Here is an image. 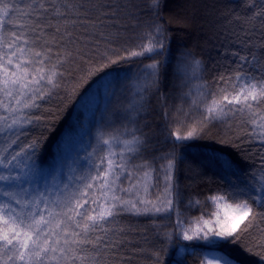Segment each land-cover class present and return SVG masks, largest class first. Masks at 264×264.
Instances as JSON below:
<instances>
[{
    "label": "snow or ice",
    "instance_id": "1",
    "mask_svg": "<svg viewBox=\"0 0 264 264\" xmlns=\"http://www.w3.org/2000/svg\"><path fill=\"white\" fill-rule=\"evenodd\" d=\"M168 3L0 0V264H168L180 239L203 242L189 252L199 264H237L224 244L264 264V0L220 13L210 79L198 48L173 49L172 26L191 29L195 19H166ZM121 64L136 66L121 126L98 130L85 170L49 182L38 164L46 137L34 130L51 131L66 101ZM150 112L169 128L172 151L156 155ZM217 125L218 142L243 165L210 158L232 179L205 201L189 199L184 208L216 210L188 220L175 149Z\"/></svg>",
    "mask_w": 264,
    "mask_h": 264
},
{
    "label": "trees",
    "instance_id": "2",
    "mask_svg": "<svg viewBox=\"0 0 264 264\" xmlns=\"http://www.w3.org/2000/svg\"><path fill=\"white\" fill-rule=\"evenodd\" d=\"M196 2L198 6H196L194 11L196 13H193V16L197 25L195 32L198 33L197 35L193 32L183 33L180 28L173 25V49L175 50L179 46L198 48L207 68L204 78L210 79L215 73V61L218 57L217 48L220 45V38L217 35L222 24L220 13L231 12L235 14V12H242V9L236 6L237 0H196ZM170 3L171 0L164 10L166 19L169 14H174L170 10ZM231 6H236L234 12H232ZM236 26L233 24L230 27ZM135 68V65L121 64L108 69L107 71L111 75L106 80L85 85L82 89V95L77 96L72 102L66 101L65 105H62V111L51 131L40 128L34 130V135L44 131L46 137L42 142V155L38 159V164L45 173H50L47 176L49 182L52 181L53 177L57 181L66 179L73 168L77 171L85 170L88 167L87 156L96 144L98 130L103 127L108 131L112 127L121 126L122 121L117 114L118 105L127 99L124 89L131 83L130 78L133 76ZM93 79L98 80L99 78L94 77ZM108 81H114L115 96L110 95L113 91V85H108ZM175 95L179 97L180 93L177 92ZM181 102L180 99L175 101L177 105ZM106 107L107 113H105ZM147 115V122L152 126L153 146L157 150L156 155L172 151V141L166 139L169 128L166 127L165 122L154 112ZM144 122L141 121V125ZM187 130L184 129L185 132ZM223 132L224 129L217 125L211 128L209 134L180 142L175 149L180 161L178 182L184 198V204L181 205V208L188 220L194 221L202 214L207 218L210 212L216 210L210 202L184 208L189 199L205 201L207 196L219 189H225L232 179L218 164L211 163L210 158L219 157L221 160L231 158L234 165H243V161H239V157L232 148L218 142ZM151 151L150 148L149 153ZM149 158L151 159V155ZM59 166L63 167L60 172L57 170ZM44 184L45 180L40 179L39 186L42 188ZM165 223L167 222L165 221ZM149 238H151L150 231ZM203 247L202 241L177 240L175 241V248L169 249L171 255L166 257L168 264H176L177 260H181L183 264H199V260L190 255L189 252L201 251ZM182 248L188 249V252H182ZM222 251L235 257L237 264H257L256 257L249 256L236 245L224 244ZM142 264H147V262L144 261Z\"/></svg>",
    "mask_w": 264,
    "mask_h": 264
},
{
    "label": "rangeland",
    "instance_id": "3",
    "mask_svg": "<svg viewBox=\"0 0 264 264\" xmlns=\"http://www.w3.org/2000/svg\"><path fill=\"white\" fill-rule=\"evenodd\" d=\"M196 6H198V3L196 2V0H171L170 10L171 12L173 11L174 14L179 15V16H193V13H196L194 12L196 9ZM196 26L197 25L194 22L193 27L191 29H184V28H180V29L183 33L185 32L188 34V33L193 32V34L196 33L197 35L198 32H195ZM62 168H63L62 166H59L57 170L60 172Z\"/></svg>",
    "mask_w": 264,
    "mask_h": 264
}]
</instances>
